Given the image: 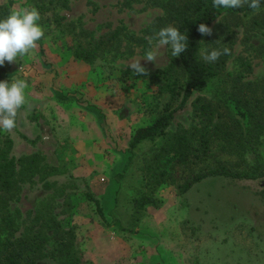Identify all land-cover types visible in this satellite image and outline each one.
Listing matches in <instances>:
<instances>
[{"label":"rangeland","instance_id":"1","mask_svg":"<svg viewBox=\"0 0 264 264\" xmlns=\"http://www.w3.org/2000/svg\"><path fill=\"white\" fill-rule=\"evenodd\" d=\"M160 1L67 0L62 5L63 0H0L26 23L0 54V66L7 71V86L0 90V138L11 132L18 154L41 153L48 166L58 168L60 184L71 175L78 205L64 228L74 233L73 246L84 262L264 264V179L214 176L184 194L180 181L172 183L166 176L152 185L145 163L151 162L159 174L181 173L171 156L160 151L165 140L142 146L126 169L135 130L150 124L170 98L156 92V83L131 82L134 77L126 73L152 74L169 65L166 38L151 29L155 18L164 15ZM37 3L45 5L43 14L36 12ZM263 12L224 13L209 26L199 56L208 63L223 60L219 73L176 111L169 131L201 128L195 103L201 99L223 105L235 77L264 78ZM33 16L40 19L35 28L29 22ZM99 37L105 44L93 64L74 58L62 45L94 46ZM174 74L183 93L186 76L179 64ZM54 104L70 117L49 113ZM261 150L264 156V142ZM88 191L100 200L109 226L87 199ZM22 195L11 205L12 212L21 214L41 201H62L39 184L25 186ZM141 199L145 202L139 205ZM137 209V232L120 230L114 220L127 223ZM39 264L58 260L47 257Z\"/></svg>","mask_w":264,"mask_h":264},{"label":"trees","instance_id":"2","mask_svg":"<svg viewBox=\"0 0 264 264\" xmlns=\"http://www.w3.org/2000/svg\"><path fill=\"white\" fill-rule=\"evenodd\" d=\"M66 2L63 0L62 5ZM158 5L164 9V15L155 18L151 29L166 38L169 65L152 74L126 73L134 77L130 79L131 82L142 79L147 84L156 83V92L168 93L170 98L150 124L135 130L128 145L130 156L126 169H130L136 151L142 146L165 140L160 151L171 156L172 164L180 166L181 173L176 169L159 174L158 169H152L151 162L145 163L147 169L144 171L152 174V185L163 182L161 176H166L172 183L180 181L177 185L184 194L195 183L214 176L232 180L264 179V156L261 150L264 142V78L243 81L235 77L230 91L226 92L223 105L197 100L195 115L202 119L201 128L169 131L176 111L186 104L195 91H203L219 73L218 64L223 60L214 64L199 56L201 39L206 30L224 13H247L258 8L263 10L264 0H162ZM35 7L39 15L44 13V4L37 3ZM261 17L259 22H264V12ZM38 20L34 16L29 20L33 28ZM25 24V20L14 17L8 7L0 5V54L24 30ZM98 40L94 46L75 47L74 41L62 45L74 58L93 64L105 44L101 37ZM177 64L186 76L183 93L174 74ZM6 78V68L0 66V90L7 86ZM180 97V103L174 105ZM15 147L11 132L0 138V264H39L47 257L57 259L58 264H91L84 262L75 250L72 230L64 228L65 222L73 219L78 205L77 194L70 187L74 183L71 175L60 184V179L56 178L60 174L56 170L58 168L48 166L41 153L18 154ZM157 157L160 155L157 154ZM196 166L200 168L194 169ZM35 184H39L43 191L53 192L62 201L58 205L52 201H41L37 207L21 214L12 212L11 205L21 201L25 186ZM85 194L109 226L100 200L91 191ZM144 202L141 199L139 205ZM56 208H60V214L66 215L63 220L58 219L59 212L54 213ZM139 211H132L127 223L118 218L114 222L120 230L137 232L135 226L139 219L135 220V215Z\"/></svg>","mask_w":264,"mask_h":264},{"label":"crops","instance_id":"3","mask_svg":"<svg viewBox=\"0 0 264 264\" xmlns=\"http://www.w3.org/2000/svg\"><path fill=\"white\" fill-rule=\"evenodd\" d=\"M49 88H51V87H49ZM50 94H52V92L50 91ZM39 97L38 96H35V99H38ZM35 103L36 104H41V103H38L37 101H35ZM39 106V105H38ZM66 110V109H65ZM52 111L55 113V115L57 116V115H59L61 118H65V116L67 117V118H69L70 117V115L68 114H64V109L60 106V107H57V106H55V104H54V107H49V113H52ZM73 117H75L76 118V115H74L73 114ZM40 120H42V119H40Z\"/></svg>","mask_w":264,"mask_h":264},{"label":"water","instance_id":"4","mask_svg":"<svg viewBox=\"0 0 264 264\" xmlns=\"http://www.w3.org/2000/svg\"><path fill=\"white\" fill-rule=\"evenodd\" d=\"M261 185L264 186V180H262Z\"/></svg>","mask_w":264,"mask_h":264}]
</instances>
